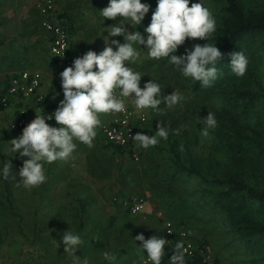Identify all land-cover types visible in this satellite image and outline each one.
I'll use <instances>...</instances> for the list:
<instances>
[{"label":"rangeland","instance_id":"obj_1","mask_svg":"<svg viewBox=\"0 0 264 264\" xmlns=\"http://www.w3.org/2000/svg\"><path fill=\"white\" fill-rule=\"evenodd\" d=\"M59 1L63 5L62 12L72 14L75 43L79 49L88 48L87 51L93 50L97 53L102 51L106 47L104 36L108 35V27L121 22L119 17L115 20L104 19L100 13L108 6L109 0ZM248 1L252 6L264 5L263 0H247L245 2L247 5ZM142 2L151 6L149 13L140 25H134V28L131 24H126L125 28L130 32L139 31L146 36L144 29L150 24L157 0H142ZM193 2H200V0H193ZM202 2L215 17L219 12L216 1L202 0ZM72 3L74 7L70 8L69 5ZM57 14H59L58 11ZM122 22L128 23L126 20ZM112 39H118L121 43L125 42L123 36L112 37ZM196 39L201 40L202 45L211 43L212 34L209 40ZM135 47L141 53L140 59L128 66L133 67L143 76L140 86L143 88L144 84L153 78L161 84L162 95L171 94L175 90L184 97L171 109L162 103L160 105L162 111L150 110L153 134L161 123L169 131L178 129L180 133L186 134L193 140L192 130L202 125L203 118L200 113L203 115L210 104L234 107L223 95L213 91L212 87H209L207 94L202 98L193 101L188 96L190 90L187 85L182 87L177 80L176 75L181 79L184 76L175 66L169 64L166 58L150 59L143 46L135 45ZM180 49L181 47L175 54L182 56L184 54L180 53ZM18 57L13 55L10 59L21 60ZM258 70L264 74V65L259 64ZM0 115L2 116V119L0 118V169L11 162L15 167L12 169V176H15V179L10 177L4 180L3 175L0 174V264H74L76 256L65 252L61 240L62 234L70 229L79 234L83 241L76 252L80 261L87 258L89 264H109L103 258V253L107 251L117 257L114 264H143L142 256L146 255L147 251L143 252L140 248L142 242L136 243L133 238L139 234H143L146 239L154 235L162 237L165 220L159 218L161 217L159 213L164 212L169 205L166 201L169 195L171 198L167 200L182 206L176 211L178 215L175 214L174 217L178 227L191 231L198 241L204 242L207 251L215 259L218 258L221 264H247L248 252L244 250L243 242L231 232L227 213L215 204L212 194L204 192L206 186L212 190H216L217 187L210 186L196 174L180 173L176 177V185H178L176 190L170 192L172 194H165L155 185L147 183L149 172L147 169L146 172L142 169L143 164H146L145 161L142 165L138 164L141 165L139 170L131 169L132 165L133 167L136 165V161L134 162L128 153H117L124 167L122 179L119 180V184H116L118 189L114 192L111 186L99 187L104 184V180L108 181V177L106 179L97 177L100 173H104L103 170H95L94 166L92 169V166L87 163L86 175L83 176L79 172L82 169V163L73 154L74 159L45 164L46 181L31 190L25 189L18 175L20 168L23 167V161L19 158V154L11 151L12 144L10 146V142L22 130L11 129L8 126L10 116L2 113V110ZM247 116L251 125L264 122V110L259 106L250 109ZM206 117L205 115L204 118ZM144 134L152 135L148 131ZM209 138L210 134L201 141L191 142L190 140L189 147L198 159L196 165L205 166L210 170L209 173H205L214 177L220 174L218 172L224 167L227 153L221 149H215ZM162 140L159 138L157 145L148 149L155 158L156 179L159 177L165 181L171 178L174 172L175 164L171 161V157L174 158L175 153L169 146L159 148ZM179 152L181 161L189 165L187 151L180 148ZM94 160L93 157L92 161ZM141 160L140 158L139 161ZM107 163L112 164L114 161L109 157ZM91 174L93 177L89 178L88 175ZM18 185L21 186L18 187ZM103 190H107L108 194L104 195ZM134 198H144L147 202L146 210L137 214L131 213L129 203ZM168 243L165 248L169 247L170 241Z\"/></svg>","mask_w":264,"mask_h":264},{"label":"clouds","instance_id":"obj_2","mask_svg":"<svg viewBox=\"0 0 264 264\" xmlns=\"http://www.w3.org/2000/svg\"><path fill=\"white\" fill-rule=\"evenodd\" d=\"M150 8L142 0H109L108 6L100 11L104 19L115 20L119 17L121 21L108 27V35L104 36L106 47L99 53L89 50L82 57L76 58L73 66L60 73L64 99L60 101L57 110L48 115H41L38 111V117L23 134L11 141V151L19 154L23 161L18 175L25 189L31 190L46 181L45 164L74 159L77 142L93 147L97 128L101 124L100 114L126 113L125 98L132 99L136 111L152 109L156 112L163 110L160 108L162 103L171 109L184 99L175 90L171 94L162 95L161 84L153 78L143 88L140 86L143 76L128 66L140 59L141 53L135 45L143 46L150 59L166 58L184 77L200 82L203 87L211 86L218 78L216 65L223 54L216 44H194L186 48L184 55L175 54L188 39L209 40L210 35L216 31V19L202 0H157L150 24L144 29L146 36L139 31L126 30V24L133 27L140 25ZM125 20L128 23L122 22ZM119 36L124 37V43L112 39ZM248 63L243 52L231 54L229 66L237 77L245 75ZM53 119L59 127L47 122ZM202 125L201 134L206 137L209 129L217 126L214 114L209 112L203 118ZM175 133L178 135L179 130H175ZM168 136V128L160 123L154 134L137 133L132 138L141 148L148 149L157 145L159 138L167 140ZM13 168L11 162L0 169L4 180L10 177L15 179L12 176ZM187 234L192 235L191 231ZM61 240L65 252L76 256L74 264H89L87 258L80 261L76 255L83 243L79 234L70 229L62 234ZM133 240L136 243L142 242L140 248L143 252L147 251L145 264L148 261L151 264H162L165 245L169 244L165 238L154 235L146 239L143 234H139ZM174 248L170 264H186L187 248L184 243L177 242ZM103 258L109 264H114L117 259L107 251L103 253Z\"/></svg>","mask_w":264,"mask_h":264},{"label":"trees","instance_id":"obj_3","mask_svg":"<svg viewBox=\"0 0 264 264\" xmlns=\"http://www.w3.org/2000/svg\"><path fill=\"white\" fill-rule=\"evenodd\" d=\"M216 1L219 12L215 15L216 31L212 33L210 42L216 44L223 54V58L218 60V78L211 84V89L221 95L234 107L210 104L205 113L200 116L213 113L217 126L209 131L212 146L227 153L224 167L218 172L217 176L211 177L208 168L196 165L194 151L189 147L191 142L201 141L205 136L202 133V126L192 130L194 139H190L186 134L169 131L167 140H162L159 148L169 146L175 153L171 161L175 164L174 172L169 179L157 178L155 170V158L150 149H141L133 140L128 147H120L112 143L113 151L117 153H128L136 161V165L131 169L139 170L143 161V171L149 172L147 183L155 185L160 192L172 194L176 190V177L185 172L190 175H197L210 186L217 187L212 190L209 186L204 188L205 193L212 194L215 204L227 213L230 230L236 237L243 242V247L248 252L247 264H264V122L251 125L248 121L247 112L258 106L264 110V74L258 70L264 65V5L252 6L245 3L247 0H214ZM264 1V0H263ZM74 7L73 3L69 5ZM66 9V8H65ZM43 16V15H42ZM61 23L68 29L70 34L74 33L75 27L70 12L56 14ZM194 44H201L198 39H188L184 45L180 46V53L185 54L186 48H191ZM236 51L243 52L249 63L247 71L243 77H237L231 72V54ZM71 54V53H70ZM178 77L179 83L187 85L190 90L188 96L197 101L207 94L209 87H203L200 82L191 78ZM46 104L48 99L41 103L44 115L46 114ZM56 106V105H54ZM0 104V110H4ZM148 109V118L145 122H136V134L148 131L153 134L151 129V116ZM167 145H166V143ZM180 148L187 151L189 165H185L180 158ZM159 149V150H162ZM163 151V150H162ZM137 153L141 161L135 160L133 154ZM150 152V153H149ZM199 162V161H198ZM141 164V165H138ZM207 172V173H205ZM154 176V178H152ZM152 178V179H151ZM146 179V176H145ZM171 198L169 195L167 199ZM168 206L160 219L172 220L175 233L169 235L164 228L161 232L162 238L170 241L169 247L164 250L162 264H170V258L174 254V245L183 242L180 236L181 231L189 232L177 226L174 217L177 210L182 206L172 204L167 200ZM173 215V217H172ZM189 238L198 246L206 249L204 242L192 234ZM186 264H206L200 254L195 256L186 255ZM218 263L221 261L216 258ZM151 264V262L149 263Z\"/></svg>","mask_w":264,"mask_h":264},{"label":"crops","instance_id":"obj_4","mask_svg":"<svg viewBox=\"0 0 264 264\" xmlns=\"http://www.w3.org/2000/svg\"><path fill=\"white\" fill-rule=\"evenodd\" d=\"M39 1L0 0V83H3L11 75L22 70L39 71L42 74V86L39 92L45 95V101L48 99V103L58 107L60 101L64 99L60 73L66 67L51 53V36L41 25L43 16L38 7ZM54 1L56 10L58 13H62V3L59 0ZM75 40L76 37L73 33L71 34L70 53L75 58L82 57L88 52V48H84L83 50L79 49ZM13 55H18V58L21 60H11L10 57ZM19 106H25L27 108L31 123L38 117L39 113L44 115L41 105L34 98H30L19 101L18 103L16 102L11 107L5 108V111L2 110V113L10 116L9 122L14 117L16 109ZM115 115L117 113L100 114L99 119L111 120ZM0 118L2 119L1 115ZM49 124L59 127L56 121L50 122ZM24 130L22 129V132L15 139L19 138ZM77 143L78 147L74 154L77 160L82 163V169L79 172L85 176V171L88 168L87 163H89L88 165H91L92 169L94 166L95 170L104 171V173H100L97 177L101 179L108 177V181L106 182L104 180V184L99 185V187L105 188L106 186H111L114 192L117 191L118 186L116 184H119V180L121 181L122 179L121 174L124 166L122 165L121 157H118L117 152L112 150L114 148L106 140L104 135L97 130V136L91 148L79 142ZM11 144L12 142H10V146ZM93 157L95 159L94 162L92 161ZM109 157L114 163H107ZM91 176L92 174L90 176L88 175L89 178L93 177ZM87 183L90 185V181ZM103 191L104 195L108 194L107 190ZM146 255L142 256L143 264L147 258Z\"/></svg>","mask_w":264,"mask_h":264},{"label":"built area","instance_id":"obj_5","mask_svg":"<svg viewBox=\"0 0 264 264\" xmlns=\"http://www.w3.org/2000/svg\"><path fill=\"white\" fill-rule=\"evenodd\" d=\"M38 7L43 15L41 21L42 27L50 33L51 42L50 50L53 56L59 59L67 68L73 66L76 59L70 54L71 34L68 29L56 17L57 10L54 0H40ZM55 49V51H54ZM42 86V74L39 71L22 70L11 75L3 83H0V104L9 108L16 102L25 99L34 98L38 104L45 102V95L39 92ZM127 105L126 113H117L111 120H101L100 126L97 128L109 143L120 147H128L134 140L132 136L136 135V122H145L148 118V110L136 111L131 98H125ZM57 106L51 103L46 104V114H53L57 110ZM50 120L48 121L53 122ZM31 124L29 112L25 106H19L16 113L8 126L13 130L26 129ZM135 160H139V155L133 154ZM147 202L144 198H134L129 203V210L133 214H137L146 210ZM163 217V213H159ZM165 229L169 235L175 233L173 223L164 219ZM180 236L184 239V246L187 248V256H195L200 254L206 264H221L212 257L207 249L196 245L188 236L187 232L181 231ZM190 245V247H189ZM147 261V260H146ZM150 261L147 262L149 264Z\"/></svg>","mask_w":264,"mask_h":264}]
</instances>
